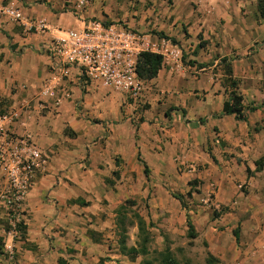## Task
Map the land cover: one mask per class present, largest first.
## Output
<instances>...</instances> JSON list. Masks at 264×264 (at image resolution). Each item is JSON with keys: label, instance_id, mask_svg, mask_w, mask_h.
Instances as JSON below:
<instances>
[{"label": "crops", "instance_id": "0c3cea01", "mask_svg": "<svg viewBox=\"0 0 264 264\" xmlns=\"http://www.w3.org/2000/svg\"><path fill=\"white\" fill-rule=\"evenodd\" d=\"M0 5L20 8L25 23L55 28L43 32L0 15V120L16 134H30L48 156L23 201L18 232L0 208V264H138L119 249L116 209L126 199L146 202L139 214L147 222L163 216L173 233L185 227V210L173 193L185 195L192 180L198 192L186 203L225 208L229 229H238L231 258L218 257L224 264H264V163L255 170L264 154V17L257 0ZM90 19L133 30L162 55L157 76L144 82L141 109L101 84L82 89L73 75L71 96L57 110L39 104L37 93L50 72L42 48L61 33L56 28L81 29ZM160 33L180 47L169 48ZM200 40L204 45L197 47ZM223 57L239 80L243 105L256 107L245 110L244 120L221 114L227 98ZM10 109L20 116L3 118ZM5 184L0 170V189Z\"/></svg>", "mask_w": 264, "mask_h": 264}, {"label": "built area", "instance_id": "2783aa9c", "mask_svg": "<svg viewBox=\"0 0 264 264\" xmlns=\"http://www.w3.org/2000/svg\"><path fill=\"white\" fill-rule=\"evenodd\" d=\"M88 0H78V5ZM0 15L21 25L38 27L41 31L55 29L44 21L39 24L25 23L20 8L0 5ZM53 35L42 48L49 58V76L40 85L37 100L42 108L57 110L71 96L72 75L82 89L101 84L123 92L125 99L135 109H141L144 82L137 74L139 54L150 44L139 33L116 24H105L90 19L81 29L61 30ZM75 70V74H72ZM20 113L10 109L3 118H18ZM48 163L47 154L40 149L30 134H16L0 120V170L6 184L0 190L3 214L8 224L17 230L21 221L22 204L38 171ZM235 204V201H233ZM10 256L13 255L9 251Z\"/></svg>", "mask_w": 264, "mask_h": 264}, {"label": "trees", "instance_id": "16d2710c", "mask_svg": "<svg viewBox=\"0 0 264 264\" xmlns=\"http://www.w3.org/2000/svg\"><path fill=\"white\" fill-rule=\"evenodd\" d=\"M257 7H258L260 17H264V0H257ZM159 36L162 38H167L173 43H177V41L174 38L167 37L166 35L162 33H160ZM203 45L204 43L200 40L197 47H202ZM221 62H222V65L224 68V74H225L223 84L225 86V92L227 93V98L223 102L221 114H225V115L233 114L236 119L244 120L246 118L245 110L247 109L254 110L256 109V107L255 106L245 107L243 105V102H242L243 97L238 90L239 80L233 76L231 65L226 60V57L221 58ZM161 66H162V55L152 52L150 50H145L139 54L137 65H136V71H137L138 76L143 81H146V80L156 77ZM204 66H205L204 63H197L198 68H201ZM139 160L142 162L143 172L145 176L148 178L149 176L148 165L140 157H139ZM263 163H264V154L255 161V170L257 171L260 170ZM113 174L116 175L117 173L114 171ZM247 175L248 176L251 175V170L249 168H247ZM196 183H197L196 180H192L189 182L191 187L185 193V195L180 194V193H173V197L179 200L182 209L185 210L186 235L190 239H194L197 237V231L192 221V217L189 212L190 209L186 203L185 198L191 197L193 191L198 192V190L192 187L193 185H196ZM77 201L79 202V200H74V202H77ZM126 203L135 205L134 200L126 199L124 204H120L119 207L116 209L117 215H121L122 209H124V206ZM212 214L214 217L218 215L215 209L212 210ZM134 217H136L138 235L140 238V241L138 242V246H128L127 245L126 243L127 231H126V227L124 226L122 216H119L116 219V221H117V227H118V244H119V249L121 253H124L133 258H136L139 255H147L149 253L148 244L150 242V237H151L149 226L151 225V222H147L142 217V215H140L137 212L134 213ZM21 228H24V225L22 224V222H21ZM232 233L234 237L236 238V240H238L239 238L238 229H233ZM1 242H2V238H0V243ZM155 253L156 255L153 258L144 259L138 264H181L180 261L173 254L169 245H165L163 249L159 251H155ZM59 262L61 264L65 263L63 260H60V259H59ZM217 262H218V259L214 257L210 252H208L206 263L216 264Z\"/></svg>", "mask_w": 264, "mask_h": 264}, {"label": "rangeland", "instance_id": "374dc122", "mask_svg": "<svg viewBox=\"0 0 264 264\" xmlns=\"http://www.w3.org/2000/svg\"><path fill=\"white\" fill-rule=\"evenodd\" d=\"M177 43L179 48L180 44L179 42ZM174 45L175 44L173 42H170L168 46L169 48H177ZM192 187L196 189V185H193ZM0 204H3L1 199ZM166 205L168 207L173 206L172 203ZM187 205L192 210L191 216L192 221L194 222L195 229L197 231V237L194 239H190L187 237L186 225L185 227L183 225L175 226L176 231L171 233V227H169V224H164V221L161 220V217L163 216L158 214L160 216L158 218L159 220L155 219L156 221L154 222L150 221L152 226H149V231L151 234L150 242L148 244L149 253L147 255L137 256L133 260L134 262L139 263L144 259L153 258L156 255L155 251L163 249L165 245H169L173 254L181 264H207L206 258L208 252H210L214 257L218 259V262L216 264H224L226 262L222 261L218 256L231 258L230 256L232 255V252H234L236 247L234 244L235 237L229 229L233 223L227 222V219L225 218V213L228 212V210L221 207H214V205L210 204L211 208H214L218 214L216 217H214L212 214V209H209L210 207L208 208V204L188 203ZM197 205H203L204 207ZM147 207L148 204L146 202L139 205L126 203L124 209H122L121 215H116V218H118L119 216H122L123 218V223L127 231L126 243L128 246H138V242L140 241L136 224V217H134V213H139L140 210H143ZM0 208L3 212L4 210L1 205ZM205 211H209L211 213L210 217H208L207 219H205V216L203 215V212ZM197 212L199 213V216H193V214ZM215 218L216 221L213 224L212 221ZM219 240H222L221 242L224 245V248H221V250L217 247ZM3 244L4 242L0 243V249L3 247ZM222 252H224L226 255H224Z\"/></svg>", "mask_w": 264, "mask_h": 264}]
</instances>
